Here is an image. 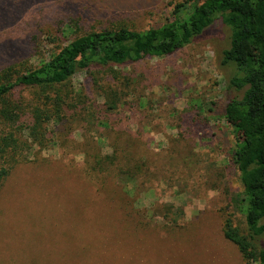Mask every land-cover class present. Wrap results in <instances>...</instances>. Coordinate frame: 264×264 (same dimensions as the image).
<instances>
[{"label":"rangeland","instance_id":"1","mask_svg":"<svg viewBox=\"0 0 264 264\" xmlns=\"http://www.w3.org/2000/svg\"><path fill=\"white\" fill-rule=\"evenodd\" d=\"M180 1L22 0L0 8V69H31L92 29L161 25ZM67 22L72 32L64 34ZM229 43V27L216 18L170 55L113 66L119 78L108 68L78 71L67 82L68 104L37 130L42 142L29 127L35 111L53 106L18 89L8 107L17 122L0 132L13 135L6 151L18 159L0 190V264H258L221 232L241 189L230 158L235 134L223 117L227 100L243 94L229 85L234 66L221 62ZM109 88L123 89L114 111L104 104ZM98 153H115L117 165L142 162L145 172L125 186L114 171L100 175L97 193L87 164ZM258 242L264 247V235Z\"/></svg>","mask_w":264,"mask_h":264},{"label":"trees","instance_id":"2","mask_svg":"<svg viewBox=\"0 0 264 264\" xmlns=\"http://www.w3.org/2000/svg\"><path fill=\"white\" fill-rule=\"evenodd\" d=\"M21 1L0 0V8L23 7L18 3ZM216 18L230 30V43L222 51L221 59L223 65L235 68L229 85L243 91L240 98L227 100L223 112L235 134L230 158L241 189L230 197L232 210L222 218L221 232L243 259L264 264V247L258 242L264 235V0H182L173 5L171 18L161 25L147 28L112 25L92 29L75 36L47 57H39L37 65L31 69L21 72L16 69V62L6 65L0 69V130L17 122L8 109L14 104L10 97L18 89H33L37 99H44L53 106V109L35 111L34 123L29 127L31 134L42 142L43 132L37 130L43 129V122L57 117L61 107L68 104L67 82L78 71L108 68L119 78L120 72L113 66L137 62L145 56L170 55L191 43ZM63 32L71 33L72 25L65 23ZM103 90L106 110L114 111L121 103L123 89ZM12 145L16 143L11 133L0 136V190L18 162L13 152L6 151ZM116 158L115 153L91 156L87 170L91 180L95 179L97 193L103 190L100 175L110 176L114 171L115 180L125 186L145 172L142 162L125 158L122 165H117ZM127 205L122 202L125 219H131L134 225V216ZM235 213L240 214L242 224L235 221ZM172 218L176 225L175 215Z\"/></svg>","mask_w":264,"mask_h":264}]
</instances>
